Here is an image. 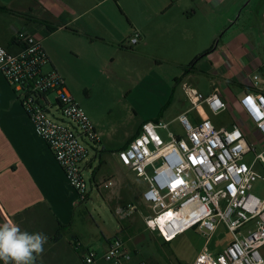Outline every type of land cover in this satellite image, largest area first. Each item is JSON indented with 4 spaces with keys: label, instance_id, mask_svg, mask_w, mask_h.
Returning <instances> with one entry per match:
<instances>
[{
    "label": "crops",
    "instance_id": "0c3cea01",
    "mask_svg": "<svg viewBox=\"0 0 264 264\" xmlns=\"http://www.w3.org/2000/svg\"><path fill=\"white\" fill-rule=\"evenodd\" d=\"M0 6L5 8L0 9V43L17 52L22 48L20 32L36 35L50 58L49 68L62 74L75 98L78 92L70 86L73 70L63 62V55L78 59L82 41L101 53L109 49L112 63L121 56L132 57L128 59L134 62L127 68L138 84L153 77L146 86L159 96L154 106H180L168 116V124L180 126L177 117L190 110L181 83L193 85L199 74L209 76L211 83V89L199 90L206 94L218 90L229 102L226 112L231 123L215 124L217 127H231L244 118L231 85L242 97L257 74L261 78L259 89L264 92V0H0ZM243 13L246 17L240 22ZM136 33L140 40L132 45ZM192 64L195 66L189 69ZM168 66L176 86H168L167 75L160 79ZM189 116L194 122L199 119L195 111H189ZM155 119L161 118L150 120ZM141 124L113 152L120 165L118 151L140 133ZM96 128L103 146L104 132ZM181 132L180 126L177 134ZM82 202L13 87L0 73V227L11 222L21 232L48 237L44 251L34 254L33 264H86L85 253L93 250L70 231ZM156 234L161 243H172ZM104 252H97L95 264H110L102 258ZM140 261L165 264L156 253L124 264ZM0 264L5 261L0 259Z\"/></svg>",
    "mask_w": 264,
    "mask_h": 264
},
{
    "label": "built area",
    "instance_id": "2783aa9c",
    "mask_svg": "<svg viewBox=\"0 0 264 264\" xmlns=\"http://www.w3.org/2000/svg\"><path fill=\"white\" fill-rule=\"evenodd\" d=\"M18 38L22 48L17 52L0 43V73L13 87L70 184L81 200L88 198L89 189L113 186L114 179L98 184L94 177L89 186L84 169L95 173L90 153L100 149L99 132L62 74L49 68L50 58L37 36L22 31ZM139 40L136 33L131 44ZM260 79L253 75L250 89L235 99L244 118L231 127H217L211 120V114L229 109V102L218 90L206 94L182 81L191 103L189 111H195L199 119L194 122L189 111L181 113L177 117L180 134L169 130L162 119L147 120L140 133L117 153L122 165L148 184L143 193L149 211L145 226L164 242L193 228L208 236L220 223L227 225L232 241L226 248L217 253L205 248L193 262L184 264H264V199L251 193L254 182L264 181V92L259 89ZM159 129L167 130L168 140L161 137ZM251 154L253 159L247 162ZM137 212L138 206L129 203L116 214L126 219ZM252 221L255 227L246 229ZM98 257L96 251H88L85 263L95 264ZM102 258L110 264H124L132 257L124 241L114 238Z\"/></svg>",
    "mask_w": 264,
    "mask_h": 264
},
{
    "label": "rangeland",
    "instance_id": "374dc122",
    "mask_svg": "<svg viewBox=\"0 0 264 264\" xmlns=\"http://www.w3.org/2000/svg\"><path fill=\"white\" fill-rule=\"evenodd\" d=\"M238 17L239 14L236 18ZM245 17L246 13H243L240 22ZM80 48L81 56L78 59L63 55V62L73 70L70 86L74 92H78L76 95L78 102L90 118L92 117L95 126L102 129L105 139L96 157L95 150H91L90 153L95 174L86 168L84 176L89 186L94 176L98 184L107 179H114L115 184L108 188L89 189V196L78 208L70 231L79 235L86 246L98 253L108 248L109 241L121 238L131 253L132 261L144 257L145 254L156 253L165 259V264H184L193 262L205 248L213 253L222 251L232 241V234L225 223H220L215 232L208 236L198 228L190 229L180 234L170 244L161 243L156 237V232L145 226V217L149 211L143 193L148 189V184L131 169L120 165L113 152L123 145L128 133L130 136L133 135L138 123L143 124L154 116L168 122V116L177 112L180 106H154V102L159 103V96L146 86L153 77L147 79L145 83L138 84V79L127 68L134 62L128 59L132 57L121 56L112 63L109 49L106 50L107 53H101L96 47L83 41L80 42ZM66 49V46L63 47V51ZM138 64L141 65L142 62L138 61ZM169 68L172 67L163 69L166 72L161 73L160 79L163 80L167 75L165 80L168 86L170 84L176 86L174 72ZM157 74L160 73L157 72L156 76ZM193 85L202 91L211 89L210 77L199 74L193 78ZM230 87L240 98V90L232 85ZM160 97L163 101L164 96ZM150 99L153 101H149ZM143 103H151V106H142ZM211 119L214 124L229 126L231 123L229 113L226 111L219 115L211 114ZM169 130L177 133L180 126L178 123L169 124ZM158 133L164 140H168L167 130L159 129ZM252 159L253 154L246 157L247 162ZM158 164L159 162L156 163ZM258 168L262 170L261 166ZM251 193L264 199L262 179L254 182ZM129 203L137 205L139 212L129 218L119 219L117 210ZM25 221L27 223L28 219ZM254 227L255 222L252 221L246 229Z\"/></svg>",
    "mask_w": 264,
    "mask_h": 264
},
{
    "label": "clouds",
    "instance_id": "9594fccd",
    "mask_svg": "<svg viewBox=\"0 0 264 264\" xmlns=\"http://www.w3.org/2000/svg\"><path fill=\"white\" fill-rule=\"evenodd\" d=\"M48 237L42 233L29 234L11 222L0 227V259L15 264H33L36 256L44 251Z\"/></svg>",
    "mask_w": 264,
    "mask_h": 264
},
{
    "label": "trees",
    "instance_id": "16d2710c",
    "mask_svg": "<svg viewBox=\"0 0 264 264\" xmlns=\"http://www.w3.org/2000/svg\"><path fill=\"white\" fill-rule=\"evenodd\" d=\"M0 9H5V8H3L2 6H0ZM194 66H195V65L192 64V65H190L188 68L190 69L191 67H194ZM94 174H95V173H94ZM94 178H95V176H94ZM82 201L84 202V201H86V199H85V200H82ZM109 242H110V241H109ZM166 243H167V242H166ZM169 243H170V242H169Z\"/></svg>",
    "mask_w": 264,
    "mask_h": 264
},
{
    "label": "snow or ice",
    "instance_id": "6c2138e0",
    "mask_svg": "<svg viewBox=\"0 0 264 264\" xmlns=\"http://www.w3.org/2000/svg\"><path fill=\"white\" fill-rule=\"evenodd\" d=\"M247 103H250V104L252 103L251 98L248 99Z\"/></svg>",
    "mask_w": 264,
    "mask_h": 264
}]
</instances>
